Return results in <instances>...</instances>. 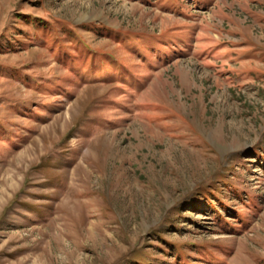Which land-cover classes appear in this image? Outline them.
I'll return each mask as SVG.
<instances>
[{
  "label": "rangeland",
  "instance_id": "obj_1",
  "mask_svg": "<svg viewBox=\"0 0 264 264\" xmlns=\"http://www.w3.org/2000/svg\"><path fill=\"white\" fill-rule=\"evenodd\" d=\"M0 264H264V0H0Z\"/></svg>",
  "mask_w": 264,
  "mask_h": 264
},
{
  "label": "trees",
  "instance_id": "obj_2",
  "mask_svg": "<svg viewBox=\"0 0 264 264\" xmlns=\"http://www.w3.org/2000/svg\"><path fill=\"white\" fill-rule=\"evenodd\" d=\"M24 19L27 22H29L30 20L37 21V22H39V24H44V26L46 24H48L46 21H43V20L38 19V18H32L29 15H26L24 17ZM35 33L39 34L40 32L36 31ZM54 38H55V42H56V43H53V45L56 44V45H54V49L61 48V47L65 46L63 40L61 38H59L58 35H55ZM137 38L139 39V37H134L131 39L138 40ZM78 41L81 42V44H83V48L88 53V55L92 58L91 59V60H93L92 62H94V61L105 62L106 61V63H108V65L111 64V65H115L117 69L120 68L121 62L118 59L114 58V55L112 53L107 52L105 50H96V49L90 47L88 45V43L83 39H79ZM73 61H74V58H73ZM101 68H102L101 66L96 68V71L100 70ZM124 78H125V80H127V79L131 80L130 74L126 75Z\"/></svg>",
  "mask_w": 264,
  "mask_h": 264
}]
</instances>
